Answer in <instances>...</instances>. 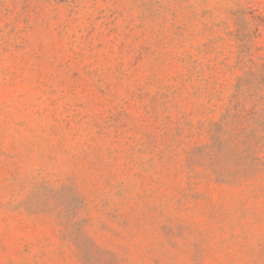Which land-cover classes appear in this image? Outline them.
Here are the masks:
<instances>
[{
	"label": "rangeland",
	"instance_id": "1",
	"mask_svg": "<svg viewBox=\"0 0 264 264\" xmlns=\"http://www.w3.org/2000/svg\"><path fill=\"white\" fill-rule=\"evenodd\" d=\"M0 264H264V0H0Z\"/></svg>",
	"mask_w": 264,
	"mask_h": 264
}]
</instances>
